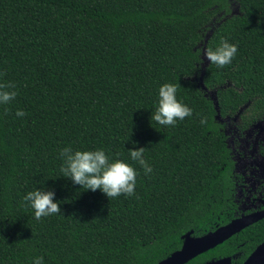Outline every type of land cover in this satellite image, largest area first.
Masks as SVG:
<instances>
[{"label":"trees","instance_id":"16d2710c","mask_svg":"<svg viewBox=\"0 0 264 264\" xmlns=\"http://www.w3.org/2000/svg\"><path fill=\"white\" fill-rule=\"evenodd\" d=\"M236 2L239 13L226 16L230 0H0V91L16 92L0 104V264H156L185 232L234 218V166L216 114L243 107L241 129L264 116V0ZM217 16L206 50L227 41L237 51L204 68L216 109L191 77ZM165 82L192 109L167 126L151 119ZM64 147L132 165L133 194L107 198L63 178ZM132 147H144L150 172L129 158ZM37 187L54 191L59 213L35 219L23 196ZM263 239L264 218L185 264H241Z\"/></svg>","mask_w":264,"mask_h":264},{"label":"clouds","instance_id":"9594fccd","mask_svg":"<svg viewBox=\"0 0 264 264\" xmlns=\"http://www.w3.org/2000/svg\"><path fill=\"white\" fill-rule=\"evenodd\" d=\"M237 51L234 43L222 41L218 47L203 53L204 58L218 67L229 64ZM198 58H199V54ZM202 63V61H201ZM11 87V86H10ZM177 84L165 82L158 87L155 110L151 119L159 125H174L177 120L190 116L192 109L176 98ZM16 95L15 91H0V104L7 103ZM23 116L22 111L16 112ZM204 121L201 120V123ZM135 141L132 144L135 145ZM144 147L128 149L129 158L143 167L144 172L151 171L143 157ZM62 164L60 172L63 178L69 179L72 184L83 186L85 190H99L105 197H117L121 194L131 195L136 186L137 171L132 165L122 159H110L101 148L94 150H73L64 147L60 150ZM53 190L35 188L28 191L23 199L33 209L35 219L59 213V204L54 199ZM32 264H42L41 257H35Z\"/></svg>","mask_w":264,"mask_h":264},{"label":"flooded vegetation","instance_id":"af4514ba","mask_svg":"<svg viewBox=\"0 0 264 264\" xmlns=\"http://www.w3.org/2000/svg\"><path fill=\"white\" fill-rule=\"evenodd\" d=\"M243 107H241V110ZM238 111L235 130L237 136L234 137V130L232 129V121H227L225 117L221 122L224 123V132L227 135L226 142L230 148L231 158L233 161V201L236 205L234 210V218L241 215H248L253 213H260L264 211V152H259L258 143L262 132H259L253 142L252 147L246 150L243 154L237 153L235 147H240V139H245L252 126L263 127V118L258 119L245 129L238 127L239 121ZM235 114V115H236ZM236 137L238 139H236ZM236 144V145H235ZM257 157H256V155ZM260 155V156H259ZM259 156V158H258ZM264 218V216L262 217ZM262 218L258 219L261 220ZM257 220V221H258ZM256 221V222H257ZM200 264V263H199Z\"/></svg>","mask_w":264,"mask_h":264},{"label":"water","instance_id":"95a60500","mask_svg":"<svg viewBox=\"0 0 264 264\" xmlns=\"http://www.w3.org/2000/svg\"><path fill=\"white\" fill-rule=\"evenodd\" d=\"M203 71L204 69L201 71V82ZM212 101L215 108L217 109V99L215 94ZM216 118L220 121L223 120L219 114H216ZM263 216L264 211L260 213L241 215L231 219L225 224L216 227L214 230L208 231L198 236L192 235V230H189L182 235L183 240L180 248L162 258L156 264H185L195 256L222 243L233 234L239 232ZM231 261L232 256H220L217 258H211L200 264H231ZM241 264H264V239L255 246V248L247 255Z\"/></svg>","mask_w":264,"mask_h":264},{"label":"rangeland","instance_id":"374dc122","mask_svg":"<svg viewBox=\"0 0 264 264\" xmlns=\"http://www.w3.org/2000/svg\"><path fill=\"white\" fill-rule=\"evenodd\" d=\"M238 13H239L238 3L236 2V0H230V12L226 16H230V15L238 14ZM221 19H222V17H218V16H217V18L216 17L213 18L211 23L208 25V27H206L202 31V40L198 44V47L200 48V51H201V60H202V63L200 64V73H199V75L196 74V75H193L191 77V80L195 81L196 85L198 86V88L200 90H202L204 95L207 96L211 100H213V98H214L215 89L210 90V89H207L205 86H203L202 82L200 81V76H201V71L204 69L205 64L208 62L203 56V53L207 51L206 50V41H207L208 37L210 36V34L212 33L214 26ZM236 118H237V114L226 118L227 121L233 122L231 124H232V129L234 130V133H233L234 137L237 136V131L235 130V128L237 126V123L235 122ZM249 131L250 132H248V135L246 136L245 139H240L241 146L235 147V150L237 151V153L243 154L247 149L249 150L252 147L253 142L256 139L258 133L262 132V135H261L259 143H258V147H259V152L263 153L264 152V123H263L262 128L259 126H252V129ZM236 139H238V138L236 137ZM259 156H258V158H259ZM256 157H257V155H256ZM260 159H262L264 161V158H260Z\"/></svg>","mask_w":264,"mask_h":264}]
</instances>
